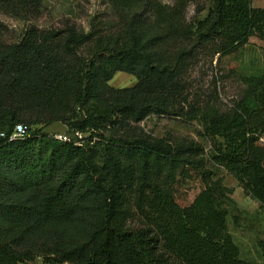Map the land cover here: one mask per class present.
Here are the masks:
<instances>
[{
	"label": "trees",
	"instance_id": "obj_1",
	"mask_svg": "<svg viewBox=\"0 0 264 264\" xmlns=\"http://www.w3.org/2000/svg\"><path fill=\"white\" fill-rule=\"evenodd\" d=\"M105 1L89 30L67 19L0 41V264H255L229 230L222 173L264 207V75L223 104L216 88L192 95L191 71L264 42V7ZM43 2L0 0V14L38 18ZM118 71L136 83L112 86ZM152 115L196 121L209 147L147 132Z\"/></svg>",
	"mask_w": 264,
	"mask_h": 264
},
{
	"label": "rangeland",
	"instance_id": "obj_2",
	"mask_svg": "<svg viewBox=\"0 0 264 264\" xmlns=\"http://www.w3.org/2000/svg\"><path fill=\"white\" fill-rule=\"evenodd\" d=\"M161 1L172 3L174 0ZM210 2L211 0H199V5L208 6ZM252 5L264 7V0H252ZM108 10V3L105 0H44L38 18H13L1 13L0 20L6 30L0 34V41H17L31 24L44 28L59 27L67 19L75 22L80 28L89 30L91 21H108ZM195 11L196 5L191 4L189 15L194 16ZM260 74L264 75V42L251 37L246 46L235 55L223 58L216 56L212 60L198 63L191 71V93L207 95L214 93L216 88L220 102L227 104L243 89L242 77ZM136 81L134 75L118 71L110 80V84L114 87H127L134 85ZM140 125L147 132L157 136L171 133L194 138L209 147V143L201 135L202 128L196 121L188 122L175 117L152 115L144 119ZM46 130L53 134H65L66 128L61 124H54L48 126ZM222 174L225 185L233 189L225 202L229 210V230L240 247L242 257L255 264H262L257 240H264V207L246 194L233 176L225 172ZM183 192V201H190L192 195L187 191Z\"/></svg>",
	"mask_w": 264,
	"mask_h": 264
},
{
	"label": "built area",
	"instance_id": "obj_3",
	"mask_svg": "<svg viewBox=\"0 0 264 264\" xmlns=\"http://www.w3.org/2000/svg\"><path fill=\"white\" fill-rule=\"evenodd\" d=\"M24 133H25V127L22 124H18V125H16V128H15L14 134L12 135V138L21 137V136H23ZM55 137L58 139H61V140H67L68 139V137L65 134H55ZM40 264H45V263L42 262Z\"/></svg>",
	"mask_w": 264,
	"mask_h": 264
},
{
	"label": "crops",
	"instance_id": "obj_4",
	"mask_svg": "<svg viewBox=\"0 0 264 264\" xmlns=\"http://www.w3.org/2000/svg\"><path fill=\"white\" fill-rule=\"evenodd\" d=\"M36 263L40 264V263H42V261L40 259H38Z\"/></svg>",
	"mask_w": 264,
	"mask_h": 264
}]
</instances>
